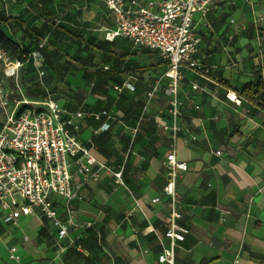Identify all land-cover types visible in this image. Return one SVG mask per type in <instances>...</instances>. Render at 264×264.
Instances as JSON below:
<instances>
[{
    "label": "crops",
    "instance_id": "0c3cea01",
    "mask_svg": "<svg viewBox=\"0 0 264 264\" xmlns=\"http://www.w3.org/2000/svg\"><path fill=\"white\" fill-rule=\"evenodd\" d=\"M4 4L7 0H0L8 8ZM105 10L103 6V17L111 21ZM98 11L84 10L76 25L89 32L87 37L98 35L104 54L90 49L87 59H76L86 67L66 66L60 78L49 69L46 75L44 64L38 62L45 72L40 87L45 97L71 112H85L83 141L114 170L126 167L124 185L108 175L83 185V200L71 206L79 224L93 227L72 231L71 237L77 242L94 231L105 264H160L158 236L164 235L172 211V200L164 192L168 178L164 162L172 144L164 131L171 124L168 63L157 53L135 49L128 39L108 41L106 35L114 27L103 20L100 29L90 25L97 22ZM259 18H264V0H220L206 18L197 16L202 38L198 58L211 74L205 82L197 71L185 69L179 93L177 158L188 171L180 174L176 198L183 215L180 224L190 234L177 248L176 264H264V110L250 101L237 105L226 99L227 91L240 96L244 85L264 81V22L257 25ZM56 22L69 25L63 17ZM63 41L61 50L66 51L72 39ZM152 55L157 61H143ZM156 85L159 90L149 100ZM104 112L111 119L95 117ZM104 124L110 129L102 131ZM24 220L38 223L36 238L42 232L56 242L55 248L68 245L59 243L42 218ZM76 242L77 250L89 257L90 252ZM29 243L22 242L25 252ZM28 252L25 257L31 255ZM37 253L33 251L29 259Z\"/></svg>",
    "mask_w": 264,
    "mask_h": 264
},
{
    "label": "built area",
    "instance_id": "2783aa9c",
    "mask_svg": "<svg viewBox=\"0 0 264 264\" xmlns=\"http://www.w3.org/2000/svg\"><path fill=\"white\" fill-rule=\"evenodd\" d=\"M113 24L106 35L108 41L125 38L135 49L157 53L168 69L165 77L170 80L171 124L164 131L171 135V152L164 166L168 171L165 194L172 200V211L164 223V235L158 236L162 247L160 264H176V251L186 240L190 229L180 224L182 213L177 207V182L180 174L188 171V165L177 158V143L181 132L179 93L184 80V70L197 71L199 78L209 82L210 69L198 58L202 38L198 33L197 16L206 18L220 0H101ZM264 18L255 22L260 25ZM40 43L36 51L12 59L7 50H0V63L4 66L0 74V107L6 121L0 132V240L13 237L11 231L19 230L24 219L42 218L56 233L60 242L74 245L72 231L91 229L92 223L82 226L75 218L71 204L82 201L81 190L87 182H99L105 175L124 185L125 166L114 170L100 161L81 138L83 111L71 112L58 100L46 98L34 100L22 94L18 82L25 64L33 60L37 78L43 84L45 72L38 66ZM16 84L21 99L13 100L4 82ZM199 84L193 88L199 89ZM128 90H133L131 85ZM159 90L156 85L148 94L151 100ZM226 99L242 104V98L227 91ZM97 119H111L108 112L95 115ZM110 129L104 124L102 131ZM221 156L220 151L216 152ZM159 201V199H157ZM6 231H3L2 229ZM150 232H155L151 228ZM17 238V237H16ZM22 240L30 238L23 233ZM59 247H62L60 245ZM10 261L23 263L17 246L10 247Z\"/></svg>",
    "mask_w": 264,
    "mask_h": 264
},
{
    "label": "rangeland",
    "instance_id": "374dc122",
    "mask_svg": "<svg viewBox=\"0 0 264 264\" xmlns=\"http://www.w3.org/2000/svg\"><path fill=\"white\" fill-rule=\"evenodd\" d=\"M100 1L101 0H87L86 2L81 1L79 3H66L64 0H42V2L45 4L44 7H46L45 10L49 11L51 16L54 17V19H62V17L69 12L83 13L84 10H92L98 7L100 11H98V16L96 18L97 22L94 24L91 23L90 25H92L95 29H100V24H103V21H107L108 25L110 27H113L112 22L108 20V18L105 19V17H103V11H101V8H103L104 5L102 4V7H100ZM4 5H8V8H3L0 5V12L4 11L8 14H13L17 16L24 15L26 16L25 18L28 23L27 25L29 26L28 30L24 31V33L16 32V27L12 28V32L8 30V28H6L8 30V35L14 41L24 43V45L26 46L25 49H27L29 52L35 51L32 48L33 44L31 43L33 42L31 40L33 39L32 37H30L29 31L38 32L39 24H44L45 16H43L44 19L41 18L42 8H40L38 3L34 4L32 0H16L15 2L7 0V4ZM77 9H79V11H77ZM46 18L48 19V17ZM88 34L89 32H86L84 33V36L87 37ZM89 52L90 51L86 46H72L71 44H69V50H66L67 54L75 57L76 59H87ZM58 60V65L52 71L55 72L57 78H60L63 74L62 66L66 64H63L65 61L64 57H61ZM150 60L157 61V56L152 55L143 57V61ZM32 69L33 67L31 68L29 64H26V67L24 68V71H22L23 73H21L18 82V86H20L22 94L28 98H32V96L36 95L37 93H41L39 90V84L37 82L38 78L37 76L35 77V75L33 76ZM43 70L46 72V75H48V68L46 64H44ZM3 72L4 66L2 65V63H0V74L3 75ZM3 85L7 89L9 88L12 93H14V96L12 97L13 100L21 99V93L19 95L20 91L16 87V84L5 80ZM5 121L6 115L0 107V124H4ZM38 226L39 225L37 222H33L32 224H30V221L23 220L20 226L21 228L19 230H14L13 228H11V231L15 233V238L9 237L0 240V264H16L10 261L9 258L10 247H13L14 245L17 246L18 254L23 257L22 264H105L103 258L101 257V255L104 254V250L98 246L97 235L94 233V231L87 232L82 238H79V240H77L76 242L82 245L90 252V256L86 257L77 250L75 246L76 244H62V247L55 248L54 246L56 242L52 239H48L45 233L41 232L40 237L36 238V230L38 229ZM23 233H25V235H28L29 238L32 240L31 243L26 245V247H28L29 252L28 250L25 252V249L23 248ZM16 237L19 239L15 241V239H17ZM33 238H35V240ZM33 251L35 253L38 252V255L29 259ZM27 252L28 254L31 253L29 257L24 256ZM107 258L108 260H111L108 255Z\"/></svg>",
    "mask_w": 264,
    "mask_h": 264
},
{
    "label": "trees",
    "instance_id": "16d2710c",
    "mask_svg": "<svg viewBox=\"0 0 264 264\" xmlns=\"http://www.w3.org/2000/svg\"><path fill=\"white\" fill-rule=\"evenodd\" d=\"M66 3H79L84 0H64ZM34 4L40 6L41 9V18L45 16V22L42 28L38 32L29 31L31 40L33 43L32 48L36 51L39 48L40 43L47 41L45 46L40 49V59L38 62L40 64H46L47 68L50 70H54L55 67L58 65V59L64 57L67 59L66 65L62 68H67L72 66V64H77L80 68L86 67V65L82 63H77L76 58L67 54L66 51H62L61 47L64 46V39H72L70 44L77 45V46H86L88 50L92 49L97 52L104 54L106 51L99 43L98 35L93 37H85L83 29L79 28L77 24L78 16L80 13L73 14L72 12L66 13L63 16V21L69 23V25H65L64 23H59L57 25L56 18L51 16L49 11H46L44 7V3L42 0H32ZM102 2V1H101ZM103 3V2H102ZM104 4V3H103ZM104 8L106 9L105 5ZM103 9V8H102ZM106 13L107 10H105ZM26 16H8V14L4 11L0 12V50H7L12 59H17L24 55H29L27 49H25V45L22 42L14 41L9 35L8 30L12 32V28L16 27V32L24 33V31L28 30V23L26 21ZM48 17V19L46 18ZM44 19V18H43ZM71 24V25H70ZM8 28V30L6 29ZM86 33V32H85ZM69 46V45H68ZM53 48V51L50 49ZM69 50V49H68ZM67 50V51H68ZM33 52V51H32ZM144 53L150 54V51H145ZM92 54L90 55V57ZM112 57V56H111ZM33 67V73H36V68L34 66L33 60H30L27 63ZM23 67L22 71H24ZM23 73V72H22ZM39 84V90L41 93H37L36 95L32 96L31 99L34 100H43L46 99L44 92L41 90V84ZM240 97L243 101H250L254 103L256 106L262 108L264 110V81L259 78L253 83L246 84L242 87L240 91ZM143 124V123H142ZM3 128V124H0V132Z\"/></svg>",
    "mask_w": 264,
    "mask_h": 264
}]
</instances>
